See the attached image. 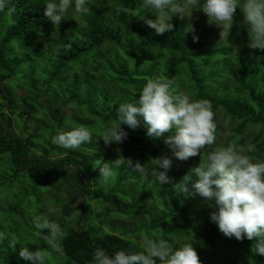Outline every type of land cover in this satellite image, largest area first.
<instances>
[{
	"label": "trees",
	"instance_id": "16d2710c",
	"mask_svg": "<svg viewBox=\"0 0 264 264\" xmlns=\"http://www.w3.org/2000/svg\"><path fill=\"white\" fill-rule=\"evenodd\" d=\"M45 2L10 0L0 11V215L14 218L22 209L23 202L17 203L12 190L20 177L33 181L37 189L59 173L69 177L60 187V196L66 194L70 200L71 207L62 208L65 214L73 212L80 198L122 204L125 190L127 207L139 199L138 212L146 210L143 203L148 198L153 200L147 212L152 223L139 226L148 238L191 242L201 264H264V255L256 254L255 238L226 237L210 219L215 209L200 196H185L181 191L184 177L191 176V189L197 179L192 169L218 147L235 142L247 150L253 145L254 151L246 154L254 161L264 160V50L249 48L246 29L235 23L231 34L223 35L220 28L202 30L176 15L171 20L173 28L157 35L139 20L151 15L142 7L143 0H92L91 12L84 18L87 27L80 20L55 26L44 15ZM121 5L136 15L117 14L115 9ZM189 10L208 19L199 9ZM242 19L237 9L235 20ZM157 76L174 79L194 99L209 100L216 113V134L223 133L220 117L228 119L227 137L218 145L205 146L201 160L175 159L163 138H148L142 126L131 130L122 125L128 132L122 143L105 145L99 138L117 121L119 105L137 99L145 83ZM81 125L95 129L93 143L66 150L52 142L60 129ZM245 132L251 133L247 145ZM161 156L172 158L170 183H156L151 176L127 168L125 161L115 170L110 198L99 188L94 192V187L101 188L94 159L130 158L148 169ZM97 234L80 229L66 236L63 255L68 264H89L96 247L109 253L141 250L131 235L108 233L100 239ZM6 236L7 241L0 244V264H25L19 259L22 246L18 244H27L29 236L15 231H7ZM8 244L17 245L12 249Z\"/></svg>",
	"mask_w": 264,
	"mask_h": 264
},
{
	"label": "clouds",
	"instance_id": "9594fccd",
	"mask_svg": "<svg viewBox=\"0 0 264 264\" xmlns=\"http://www.w3.org/2000/svg\"><path fill=\"white\" fill-rule=\"evenodd\" d=\"M7 2L10 0H0V11L5 10ZM91 2L46 0L44 15L55 26L63 20L70 23L80 20L83 23L91 12ZM142 7L151 15L141 16L139 20H143L157 35H163L173 28V16L187 18L189 9L193 8L206 14L212 24L222 29L223 35L231 34L234 23L238 27L243 26L248 34V47L264 50V0H143ZM237 9L243 17L239 22L235 20ZM115 11L117 14L136 15L132 9L122 5ZM83 26L87 27L86 21ZM215 117L209 100L194 99L174 79L157 76L145 83L137 99L119 105L117 121L99 138H103L105 145L122 143L128 136L122 125H127L131 130L142 126L148 138H163L172 156L186 161L200 156L205 146L213 145L217 140ZM94 133L95 129L83 125L60 129L52 142L63 149L75 150L93 143ZM253 151V145L245 150L235 142L210 150L205 161L192 169L197 179L191 184V189V176H185L181 191L185 196H200L208 207L215 209L210 213V219L226 237L237 240L255 238L256 254L264 255V160L254 161L246 154ZM125 161L127 168L131 167L132 171L142 176H151L156 183L167 184L173 179L168 175L173 162L168 156L155 158V165L148 169L139 162L133 164L130 158L109 162L101 157L94 159L92 164L94 170L99 169L98 179L102 187L114 183L115 170L125 166ZM33 225L37 230L36 235L50 249L63 256L65 229L41 215L34 217ZM105 233L107 229L97 235L103 239ZM5 239L6 233L0 231V242ZM138 247L141 249L138 252L117 250L112 253L96 247L89 264H201L191 242L177 245L167 239L152 237L142 240ZM18 256L25 264H48L49 260L46 251L39 248L32 250L27 245L20 247Z\"/></svg>",
	"mask_w": 264,
	"mask_h": 264
},
{
	"label": "rangeland",
	"instance_id": "374dc122",
	"mask_svg": "<svg viewBox=\"0 0 264 264\" xmlns=\"http://www.w3.org/2000/svg\"><path fill=\"white\" fill-rule=\"evenodd\" d=\"M177 16L179 17V15ZM186 19L194 23L196 26L202 28V30L207 29L208 26H214V28H218L215 24H212L209 19L205 18L204 16L193 14L190 10ZM62 22L66 25L70 23L68 20H63ZM219 30L221 29H218V31ZM216 37L221 39L223 38V36L219 35ZM95 59H97V57ZM227 125H229L228 119H225L221 116L219 126L222 128L223 133L216 134L217 140L214 142L215 145H218L221 143L223 138L227 137ZM250 139L251 133L248 134V132H245V137L243 139L244 144L247 145ZM62 156L63 155H61V157ZM201 158V155L192 157V159L195 160H201ZM68 179L69 177L67 175H60L57 173L48 182L41 184L37 189H35L36 185L33 183V181L28 180L23 176L20 177L12 190L15 193V199L17 203H20L21 201L23 202V205H21L22 209H20L18 215H15L14 218L10 214L0 215V231L5 233H7V231H15L28 235L29 237L25 238L27 240V244L18 245H34L36 248L46 251L49 258L48 264H68V259L64 255H58L55 251L50 249L49 246L42 239H40V237L36 235L37 230L34 228L33 219L37 215L46 216L50 222L59 223L62 228L65 229L66 236L73 230L82 229L85 233L95 234L101 233L104 229H107V233L105 234L109 233L118 234L121 236L125 235V237H129V235H131L130 237H132L138 243L144 239H148L149 236H146V232L142 231L140 229L142 227L139 226L144 223H146L144 226L150 225L152 223V221L148 222L152 215L149 213L147 214L149 206L153 204V200L151 198H148V202L143 203V208L145 205H147L146 210L142 211V209L138 212L139 208H137L136 205L140 204L139 199L137 198V203L132 200L127 207L128 203L124 202L126 191L123 190V194H121L122 204H107L108 199L98 201L94 198L93 200H85L80 198L75 200L73 205L75 209L73 212L71 214H65L62 208L64 206H70V200H66L68 197H66V194H64L65 191L63 187L62 191L64 195L60 196V187ZM115 183L116 179L114 183L109 186H101V188L94 187V192H96V189L99 188L98 191L104 192L105 196L109 197L107 194L115 188ZM143 186L147 187V185ZM148 188H150V186ZM65 189L67 192L70 191V189L67 187H65ZM146 193H149V191L146 190ZM137 195L138 197L141 196L140 193ZM132 196H135V193ZM117 200L118 202H121L120 198H117ZM13 204H15V202L7 203V205ZM2 207H4L3 209H6L3 204ZM86 208L89 209L91 213L87 211ZM161 213H163V211H161ZM163 217L164 215L160 216V219L162 220ZM135 231H141L142 234L138 233L136 235L133 233ZM2 243L3 242H0V244ZM179 244L182 243L177 242V245ZM16 245L17 244H8V246L12 249H14Z\"/></svg>",
	"mask_w": 264,
	"mask_h": 264
}]
</instances>
